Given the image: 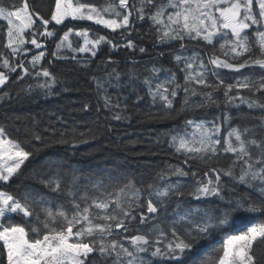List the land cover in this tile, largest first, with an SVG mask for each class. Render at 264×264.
<instances>
[{
  "label": "snow or ice",
  "instance_id": "snow-or-ice-1",
  "mask_svg": "<svg viewBox=\"0 0 264 264\" xmlns=\"http://www.w3.org/2000/svg\"><path fill=\"white\" fill-rule=\"evenodd\" d=\"M0 21L6 22L0 26V89L28 78L35 83L22 90L51 94L61 82L50 70L53 60L71 59L88 68L102 48L145 53L133 33L147 21L156 30L155 44L179 43L171 54L175 70L153 65L141 79L135 60L129 61L132 69L107 71L108 64L118 63L109 55L98 66L104 73L91 77L97 112L103 107L112 119L127 120L129 103H148L163 109L156 114L162 119L176 111L181 92L180 112L218 107L215 93L221 88L226 105L240 101L264 109V103L240 94L242 89L253 96L264 93V0H52L44 14L30 0H0ZM80 21L109 32L77 27L74 22ZM49 44L54 50L45 62ZM245 69L261 75L254 80ZM221 70L239 75L225 83ZM109 87L117 93L109 95ZM90 107L85 102L81 111ZM230 125L228 114L185 119L168 138L180 163L167 164L151 181L124 173L83 175L50 164L39 183L63 198L55 200L39 191L6 190L40 150L30 141L26 150L0 126V264H264V134ZM44 131L58 130L49 125ZM65 136L61 131L57 142H83ZM31 139L42 137L33 131ZM221 157L227 158L225 165L211 166ZM189 183L187 196L196 207H185L182 200ZM241 184L256 198L235 193L233 185ZM173 198L176 209L169 217ZM238 212L248 214L242 227L236 226ZM202 241L209 242L207 248Z\"/></svg>",
  "mask_w": 264,
  "mask_h": 264
},
{
  "label": "trees",
  "instance_id": "trees-1",
  "mask_svg": "<svg viewBox=\"0 0 264 264\" xmlns=\"http://www.w3.org/2000/svg\"><path fill=\"white\" fill-rule=\"evenodd\" d=\"M98 2H103V0H98ZM30 3H35L44 14L50 10L52 0H30ZM74 23L77 27H89L93 31H99L101 35H106L109 32V30L86 21ZM2 25L4 23L0 21V26ZM137 29L139 34L133 33V39L138 46L147 49L145 53L136 51L133 55L131 51L123 48L119 52H110L107 48H102L88 68L80 67L71 59L53 60L50 70L60 74L61 82L55 85L51 94H45L40 89H33L30 92L22 90L26 89L28 84L35 83L28 78L16 84L10 80L7 87L0 89V126L5 128L11 138L21 142L22 146H26V150H29V141L31 146L40 150L21 169L22 175L14 177L10 181L6 190L14 194L33 190L49 196L50 199H63L57 197L55 193L50 194L39 183L42 176L50 173V164H58L69 172L76 171L83 175H103L106 172L124 173L151 181L155 173L167 164L180 163L182 158H178L174 150L169 147L168 138L170 134H175L176 130L182 128L185 119L193 117L212 119L214 116H220L223 119V115L228 114L231 116V127L255 128L258 137L264 134V129L260 127L262 119H264V109L248 108L246 104L240 103V101L235 102L238 107L226 105L223 88L215 93L218 107L208 106L194 112H180V101L183 97V92H181L176 98V111L162 119H157L156 114L162 113L163 109L159 105L150 106L148 103L139 105L129 103V109L127 113H124L130 117L127 120L112 119L111 113L103 107L97 112L95 110L97 96L91 77L93 75L101 76L104 73L105 69L98 66L109 55L118 63L108 64L107 71H111L113 68L120 72L132 69L133 66L129 61L135 60L138 61L135 71L141 79L147 74L145 70L153 65L158 68L175 70V63L171 59V54L179 47V43L172 45L155 44L156 30L147 21L138 24ZM198 47L204 48V45L200 44ZM53 50L54 46L49 44L45 62L52 59L51 52ZM204 50L211 51V49ZM161 52L164 53L163 56H160ZM221 71V78L225 80V83L233 82L234 77L239 75L238 73H230L228 70ZM242 71L254 80L261 75L259 70H254V73L247 69ZM160 75L163 77L165 73L161 72ZM178 75L180 74L178 73ZM209 79L214 80L211 76ZM121 80L123 82L127 80V77L122 76ZM5 92L8 93L7 96H4ZM116 93L117 89L108 88L109 95ZM124 94L127 95V91ZM240 94L264 103V93H256L253 96L249 90L242 89ZM131 99L134 97H130ZM194 99L200 98L195 97ZM85 102L91 105L87 112L81 111ZM49 125L54 126L58 131L55 133L44 131ZM33 131L41 135L40 141L31 139ZM61 131L66 132L65 139H76L83 142L75 145L58 143ZM221 134L223 135V131ZM226 163L227 158L221 157L219 160L212 161L211 166H223ZM233 187L235 193L240 195L247 193L253 198L258 195L242 184L233 185ZM190 190L191 184L189 183L183 188L185 197L182 200L186 201L185 207H196L198 202L187 196ZM235 193L228 192L226 195L234 196ZM217 203L220 207H224V202L218 201ZM175 209L176 200L173 198V202L167 206L169 217ZM235 217L237 227H242L247 223V213L238 212ZM16 219L19 220V217ZM219 239V237L214 238L212 243L218 244ZM208 243L206 241L201 242L205 248L208 247ZM199 247L198 245L197 248ZM193 252L195 253L196 250L194 249Z\"/></svg>",
  "mask_w": 264,
  "mask_h": 264
},
{
  "label": "rangeland",
  "instance_id": "rangeland-1",
  "mask_svg": "<svg viewBox=\"0 0 264 264\" xmlns=\"http://www.w3.org/2000/svg\"><path fill=\"white\" fill-rule=\"evenodd\" d=\"M1 22H3L4 24L6 23V22H4V21H1ZM86 22H89V23H92V24H93V22H90V21H86ZM95 26H97V25H95ZM59 27H62V26H59ZM98 27L103 28L102 26H98ZM83 55L87 56L88 54H83ZM26 163H27V162H26ZM26 163H25V164H26Z\"/></svg>",
  "mask_w": 264,
  "mask_h": 264
}]
</instances>
